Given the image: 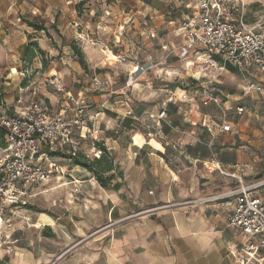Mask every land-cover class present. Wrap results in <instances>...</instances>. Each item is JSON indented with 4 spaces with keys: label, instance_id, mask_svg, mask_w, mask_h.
<instances>
[{
    "label": "crops",
    "instance_id": "0c3cea01",
    "mask_svg": "<svg viewBox=\"0 0 264 264\" xmlns=\"http://www.w3.org/2000/svg\"><path fill=\"white\" fill-rule=\"evenodd\" d=\"M143 1L152 11L150 17L161 19L159 25L165 22L166 27L174 22L179 25L182 18L193 12V3L190 6L180 0H137L141 4ZM243 1L245 19L262 23L259 29L264 32V0ZM44 3L48 1L0 0V108L10 112L22 110L27 99L38 93L47 104L57 105V111L65 107L66 117L78 125L77 115L73 113L75 118L72 117L66 96L72 95L68 87L82 72L81 66L59 53L61 48L56 40L45 37L44 31H35L26 22L43 25L48 33L50 26L59 33H62V26L70 33L79 34L82 30L63 24L67 20L66 12L59 4H69L72 0H57L54 14L48 13L51 8ZM178 3L190 10L175 13L179 11H174ZM69 18L71 24H76L77 15L71 12ZM28 35L37 37L36 43L45 54V68L36 50L34 57L27 60ZM182 62L187 68L185 60ZM25 63H31L35 69L31 80H26ZM197 64L189 66L193 71L186 73L196 81L209 77V72L204 73ZM223 73L231 76L236 73L241 79L239 94H228L231 101L224 99L227 95L222 91L210 90L219 98L220 107L227 111L225 120L216 104H203V95L197 99L186 89H180L179 96L176 93L167 95L157 110H134L137 116H142L164 108L167 124L147 142L143 130L127 119L125 122L133 126L132 131L121 130L117 135H107L105 146L115 149L117 140L126 136L138 149L145 145L152 147L158 155L150 159L153 165L150 172L105 173L101 178L110 177L108 187H103L95 175H91L93 188L85 194L83 217L73 214L64 221L59 216L38 213L37 220L40 214L49 220L39 227L28 224L34 227L32 237L26 235L20 241L14 238L0 249V264H238L234 253L239 250L244 236L228 222L235 203L232 197L218 198L238 184L235 178L219 172L211 159L214 157L224 172L239 176L244 184L264 178V111L260 113L263 119L260 122L256 105L251 104L252 108L248 109L244 103L250 98H264L263 92L247 90L252 82L264 85V72L250 69L241 75L234 66L227 64ZM208 79L211 84L215 82L213 85L219 83L217 79ZM46 81L56 84L58 91L64 87L68 90L58 98L56 93L41 85ZM237 106L245 109L241 115L234 112ZM96 114L104 123L114 124L112 132L118 122L117 114L108 116L104 111ZM222 121L230 124L229 131H219ZM206 125L210 126V131ZM136 135L144 140L140 146L134 142ZM152 141L160 148L151 144ZM260 175L263 177H258ZM49 179L50 175L39 184ZM32 195L30 189L28 197ZM65 232L76 240L66 248L63 247Z\"/></svg>",
    "mask_w": 264,
    "mask_h": 264
},
{
    "label": "rangeland",
    "instance_id": "374dc122",
    "mask_svg": "<svg viewBox=\"0 0 264 264\" xmlns=\"http://www.w3.org/2000/svg\"><path fill=\"white\" fill-rule=\"evenodd\" d=\"M47 1L48 4L44 3L43 5L51 8L48 13L54 14L58 7L57 0ZM54 1L55 5H53ZM118 1L72 0V3L69 4H59L66 12L67 20H64L63 24L69 25L68 27L80 28L82 32L79 34L70 33L64 30L65 27L62 26V34L51 26L48 27L52 40H56V44L61 48L60 54L62 53L70 60L77 61V56L70 47V44L73 43L81 49L87 62L88 69L86 71L82 69L77 79L70 83L68 87L69 90L71 88L72 95H77L78 92L83 91V87L90 86L94 76L102 82L100 89H92L86 94L87 111L84 115L76 117L78 125L73 124L71 141L63 146V149L66 154L76 152L89 159H94L96 156L105 154L102 149L105 148L108 152L106 153L107 158L111 159L113 165V171L108 174L123 175L131 172L138 173L139 171L149 173L150 169L153 168L150 159L158 155L157 151L146 145L142 149H138L131 145L129 138L126 136H121L117 140L118 145L115 149H107L104 138L110 134L117 135L114 132L117 127L111 132L113 123H104L96 113L104 111L108 116L116 115L123 106L127 105L136 111L141 109L157 110L167 95L176 93L179 96L181 94L180 89H186L195 98H200L202 88L206 85L213 92L222 91L223 94L227 95L224 99L231 101V96L228 94L230 92L239 94L238 84H240L241 79L236 73H233L232 76L223 73L215 78L219 80V83L213 85L215 82L213 84L209 83L208 78L212 79L215 72L209 70V77H201L199 81H196L186 73L187 71H193V69L186 68L182 62L184 61L182 60V49L180 48L182 38L180 35L175 34L178 25L175 22L171 23L170 27H166L165 22L159 25L161 19L154 20L150 17L153 15L152 11L144 1L142 4L137 0ZM180 1L185 4L190 3V6L192 3L191 0ZM174 8V11L179 10L175 12L177 14H181V10H190V7H184L179 3ZM71 12L77 15V18H74L76 24H71L72 19L69 18ZM44 35L46 37V33ZM31 36L32 41L36 42L37 37ZM162 45L166 47L162 48ZM43 56L46 60L45 54ZM165 58L168 62L164 65L162 61ZM47 60H49V56ZM147 61H151L153 67L146 71H140L139 67ZM24 65L26 80H31L32 75L35 74V69H33L31 63H25ZM41 85L45 89L56 93L58 98V95L68 90L64 87L62 91H58L57 85L49 81ZM202 85L203 87H201ZM195 90L197 91L196 95L194 94ZM200 91L201 95L199 94ZM41 96L43 95L35 93L27 101L37 99L47 107L49 113H57V105L47 104ZM244 103L245 106L248 105V109L252 108L251 104L256 105L255 108L259 116L264 111V98L261 96L250 98L248 103ZM73 106V101L68 100V107L73 109ZM70 113L73 114L74 111L71 110ZM213 113L215 112L213 111ZM72 117H74V114ZM260 118H262V115L258 120ZM262 120L260 119V122ZM88 129L90 130L88 131ZM134 142L140 146L144 140L136 135ZM151 144L159 147L156 142L152 141ZM57 146L58 144H56ZM53 148L51 152L55 150L54 146ZM47 154L49 161L56 162L57 166L61 167V171L50 167L49 161L44 160L42 167L50 175V179L44 184L34 185L31 188V193L34 195L26 197L25 203L3 208L0 215V249L9 245L14 238H18L20 241V238H24L26 235L32 237L35 234L34 227H28V224L32 225L36 222L38 213L59 216L64 221L68 220L67 218L73 216V214L82 217L85 215L87 197L85 194L93 188L90 183L93 173L73 164V158H61ZM135 156L137 160L134 159ZM75 178L77 181L74 180ZM78 186L80 191H78ZM259 191L264 196V191L261 189ZM75 241V237L71 234L69 237L66 236V232L63 233V247L72 246Z\"/></svg>",
    "mask_w": 264,
    "mask_h": 264
},
{
    "label": "built area",
    "instance_id": "2783aa9c",
    "mask_svg": "<svg viewBox=\"0 0 264 264\" xmlns=\"http://www.w3.org/2000/svg\"><path fill=\"white\" fill-rule=\"evenodd\" d=\"M191 1L192 15L182 18L177 27V35L182 38V58L187 67L198 62L204 73L215 71L212 79L221 75L227 64L234 66L241 75L250 69L264 72V32L259 29L262 23H251L245 19L243 0ZM167 62L166 58L162 61L164 65ZM151 67L153 63L147 61L139 70L146 71ZM101 87L102 82L94 76L91 85L83 87L77 97L67 94L66 98L73 101L72 110L77 116L87 111L86 94ZM247 90L264 93V85L252 82L247 85ZM202 95V103L216 104L225 120L227 111L220 107L219 98L210 92L207 85L202 88ZM244 110L243 106L234 108L237 115ZM66 113L64 107L51 114L37 99L30 100L19 111L0 108V129L4 132L3 143H0V215L6 205L25 203L28 191L46 181L49 174L43 169L42 162L49 161L47 153L50 154L53 146L56 149V144L62 148L71 141L73 123ZM117 119L115 134L121 130L131 132L133 126L125 123L131 119L143 130L147 142L154 138L162 125L167 124L164 108L137 116L132 108L123 106L122 112L117 113ZM206 127L211 130L210 126ZM229 130L230 124L222 121L219 131ZM211 162L219 172L235 178L238 184L235 189L218 196L232 197L235 203L228 222L244 236L239 250L234 253L238 264H264V196L259 191L264 188V179L244 184L239 176L224 172L214 157ZM49 165L61 171L56 162L49 161Z\"/></svg>",
    "mask_w": 264,
    "mask_h": 264
},
{
    "label": "trees",
    "instance_id": "16d2710c",
    "mask_svg": "<svg viewBox=\"0 0 264 264\" xmlns=\"http://www.w3.org/2000/svg\"><path fill=\"white\" fill-rule=\"evenodd\" d=\"M27 25H29L30 27H32L35 31H44L46 33V35L48 37H51L48 33V29L47 27L43 26V25H39L37 23L31 22V21H27L26 22ZM28 47H27V60H31L32 57H34L35 55V50L41 55V62H42V66L43 68L46 67V60L44 59V52L38 47L36 42H33V38L31 35H28ZM71 49L73 50V52L75 53V55L77 56V61L79 63V65L81 66V68L83 70H87L88 66H87V62L84 59V55L81 51V49L79 47H77L75 44H70ZM3 135L4 132L0 129V143H3ZM105 147V146H103ZM104 153L102 156H96L94 159H89L86 156H84L83 154H79L76 152H73V154H66L64 152L63 147H56V149L53 152H50L51 156H56V157H61V158H69L72 159L73 158V164L75 165H79L85 169H87L88 171H91L97 181L103 186V187H108V181L110 179V177H106L104 179H102L101 177L103 176V174L105 173H109L113 170V165L111 162V159L107 158L106 153V149L102 148ZM72 152V151H71ZM70 152V153H71ZM116 187V185L114 186Z\"/></svg>",
    "mask_w": 264,
    "mask_h": 264
},
{
    "label": "bare ground",
    "instance_id": "6f19581e",
    "mask_svg": "<svg viewBox=\"0 0 264 264\" xmlns=\"http://www.w3.org/2000/svg\"><path fill=\"white\" fill-rule=\"evenodd\" d=\"M49 220V218L43 214L39 215V219L33 224L35 227L41 226L44 222Z\"/></svg>",
    "mask_w": 264,
    "mask_h": 264
}]
</instances>
